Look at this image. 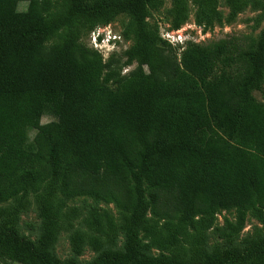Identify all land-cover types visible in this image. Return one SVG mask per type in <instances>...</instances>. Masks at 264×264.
Listing matches in <instances>:
<instances>
[{
    "label": "trees",
    "instance_id": "16d2710c",
    "mask_svg": "<svg viewBox=\"0 0 264 264\" xmlns=\"http://www.w3.org/2000/svg\"><path fill=\"white\" fill-rule=\"evenodd\" d=\"M189 2L172 0L174 28L189 19ZM225 2L228 20L250 6L264 10V0ZM162 4L0 0V258L264 264V234L234 243L249 212L264 223V102L254 95L264 83V29L246 42H189L179 57L148 20ZM192 4L197 25L222 19L219 0ZM121 14L133 43L106 59L83 38ZM31 193L41 218L36 240L18 229ZM81 196L114 203L121 223L94 206L87 231L75 228L84 208L69 201ZM223 211H235L236 221L216 226ZM213 228L228 247L209 249ZM62 231H72L66 259L55 251ZM87 245L96 255L81 262Z\"/></svg>",
    "mask_w": 264,
    "mask_h": 264
},
{
    "label": "rangeland",
    "instance_id": "374dc122",
    "mask_svg": "<svg viewBox=\"0 0 264 264\" xmlns=\"http://www.w3.org/2000/svg\"><path fill=\"white\" fill-rule=\"evenodd\" d=\"M27 1H20L17 5L19 10H25L28 7ZM190 4V17L184 22L181 27H186L188 29V36L191 37L190 40H187L184 46L178 47L179 57L181 56L182 51L187 47L189 42H194L198 44H208L210 42H217L221 39H228L231 37L241 38L243 40H248V38H253L257 40L264 29V10L254 7H248L242 12H240L233 20H228L229 16V7L226 5L225 0H219V9L222 14V19L217 21L214 26L205 29L196 24L195 22V6ZM172 0H163V4L158 8H151L148 20L150 24L158 28L159 32H163L165 29H172L173 27V16L171 14ZM129 22V17L126 14L119 15L113 22L107 25V28L104 29V35L107 37L110 36V40L105 38V41L102 42L101 49L104 57L108 59L113 52L122 53L126 48L130 47L133 43L132 39H126L124 37V29ZM103 35V36H104ZM116 36V37H114ZM121 42L118 44L117 41ZM83 42L89 44V36L83 38ZM100 46V45H99ZM137 63L133 65L126 66L123 69V73H128L130 70L135 68ZM256 98L264 102V83L261 88L254 92ZM51 118L49 116H44L42 122H48ZM30 138L33 139L35 135V130H30ZM30 205L29 207L22 212L20 215V220L18 224V229L21 234L27 236L32 240H36L39 237L41 218L39 216V208L35 201V195L30 194ZM12 200L7 202L11 204ZM70 206L79 205L84 208V214L80 216L75 221V228L87 231V228L84 223V218L87 211L91 207H98L100 209L109 210L116 218L118 223H121V214L120 210L114 203H105L103 201L96 200L92 197L81 196L74 198L69 201ZM229 219L233 222L236 221V212L223 211L218 215V220L216 226L225 227V220ZM72 231H62L58 242L56 244V254L61 259H66L71 255V242L70 234ZM259 234H264V223L256 218L252 212H249L247 215V220L244 229L241 231L239 236L235 239V245H242L245 239L256 237ZM124 243L123 234L120 233L117 248H122ZM215 246L222 248L228 247V243L224 238L220 236L216 229H211L209 231V240L208 247L212 249ZM153 254H157L158 250H152ZM95 252L90 248V246H85L83 254L80 256L81 262H87L95 257ZM0 264H21L18 262H13L8 259L0 258Z\"/></svg>",
    "mask_w": 264,
    "mask_h": 264
},
{
    "label": "built area",
    "instance_id": "2783aa9c",
    "mask_svg": "<svg viewBox=\"0 0 264 264\" xmlns=\"http://www.w3.org/2000/svg\"><path fill=\"white\" fill-rule=\"evenodd\" d=\"M107 25H100L91 32L89 36V42H90L89 45L91 47L101 51V49L103 48V46L101 47V45L102 42L105 41V38H108V41L110 40L111 35L107 37L103 33L104 29L107 28ZM186 33H188V29L186 27H180V28L165 29L160 34L163 39L167 40L173 46H184L187 40L191 39V37L188 36ZM120 42H121L120 40L117 41L118 44Z\"/></svg>",
    "mask_w": 264,
    "mask_h": 264
}]
</instances>
